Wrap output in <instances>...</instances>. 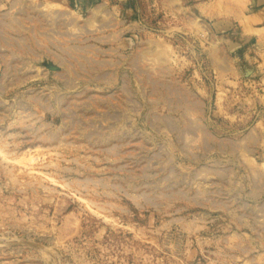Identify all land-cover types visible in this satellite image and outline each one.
<instances>
[{
  "label": "rangeland",
  "instance_id": "374dc122",
  "mask_svg": "<svg viewBox=\"0 0 264 264\" xmlns=\"http://www.w3.org/2000/svg\"><path fill=\"white\" fill-rule=\"evenodd\" d=\"M0 264H264V0H0Z\"/></svg>",
  "mask_w": 264,
  "mask_h": 264
},
{
  "label": "water",
  "instance_id": "95a60500",
  "mask_svg": "<svg viewBox=\"0 0 264 264\" xmlns=\"http://www.w3.org/2000/svg\"><path fill=\"white\" fill-rule=\"evenodd\" d=\"M50 70H51V71H57V69L54 68V67H50Z\"/></svg>",
  "mask_w": 264,
  "mask_h": 264
}]
</instances>
